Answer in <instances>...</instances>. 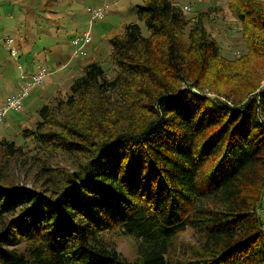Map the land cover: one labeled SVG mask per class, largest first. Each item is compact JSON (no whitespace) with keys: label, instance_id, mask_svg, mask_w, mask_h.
I'll list each match as a JSON object with an SVG mask.
<instances>
[{"label":"trees","instance_id":"trees-1","mask_svg":"<svg viewBox=\"0 0 264 264\" xmlns=\"http://www.w3.org/2000/svg\"><path fill=\"white\" fill-rule=\"evenodd\" d=\"M228 7L242 57L222 55L207 12L143 0L149 35L135 23L110 35L114 76L91 58L37 111L22 133L38 150L37 187L0 185V264H264V0ZM0 151L27 153L5 139ZM188 229L197 243L173 258ZM113 232L140 241L136 259Z\"/></svg>","mask_w":264,"mask_h":264},{"label":"rangeland","instance_id":"rangeland-1","mask_svg":"<svg viewBox=\"0 0 264 264\" xmlns=\"http://www.w3.org/2000/svg\"><path fill=\"white\" fill-rule=\"evenodd\" d=\"M171 1L189 17L198 12L208 13L205 27L220 44L225 58L238 59L246 53L241 24L230 12L228 0ZM141 4L143 0H0V40L13 39L18 54L14 58L10 48L0 42V102L15 94L20 85L26 82L22 76L29 78L30 74L37 72V67H45L49 71L43 88H34L24 101L23 110L9 113L5 124L0 126V140L15 142L18 147L23 145L27 151L18 160L0 151L1 186L26 189L37 187L41 164L32 158L38 154V150L34 149L31 140L23 142L25 139L22 133L34 128L39 120L37 111L42 106L69 92L73 80L82 74L91 58L97 59L108 70L110 78L114 76L110 59V35L122 32L125 25L132 23L138 24L145 36L149 35L145 24L136 15V6ZM104 7H107L105 18L91 22L89 9ZM212 9L216 10L211 12ZM87 32H90L93 40L91 46L84 50L87 56H74L73 40ZM47 59H52V62H47ZM67 62L70 65L61 68ZM263 86L264 82L261 83ZM51 165L59 171L72 170L69 161L62 157L54 158ZM106 239L124 258L134 260L138 257L140 241L137 239L118 232L108 234ZM196 240L195 233L188 229L174 241L170 255L178 257L185 249L195 245ZM23 249L24 246H20V250Z\"/></svg>","mask_w":264,"mask_h":264},{"label":"built area","instance_id":"built-area-1","mask_svg":"<svg viewBox=\"0 0 264 264\" xmlns=\"http://www.w3.org/2000/svg\"><path fill=\"white\" fill-rule=\"evenodd\" d=\"M91 16V22L96 20H102L107 14V7L104 8H93L89 9ZM92 37L90 32L84 33L82 37H78L73 40L74 47L76 48L75 54H85L84 50L91 43ZM0 42L5 43L8 48H10L11 55L16 58L17 50L15 49L14 41L11 38H6L0 40ZM21 69L20 66H18ZM49 75L48 70L45 67H38L37 72L30 74L29 78L27 76H22L23 80H26L18 91L8 97L6 101L0 106V126L4 125L9 113L20 112L24 107V101L30 95V92L34 88H42L45 85L46 78Z\"/></svg>","mask_w":264,"mask_h":264},{"label":"crops","instance_id":"crops-1","mask_svg":"<svg viewBox=\"0 0 264 264\" xmlns=\"http://www.w3.org/2000/svg\"><path fill=\"white\" fill-rule=\"evenodd\" d=\"M58 56H61L60 54L58 55ZM59 60V58L57 59V61ZM47 62H52V59H47ZM70 65V62H67L65 65H63L61 68H65V67H67V66H69ZM9 97V96H8ZM5 100V99H4ZM3 99H2V101L0 102V103H2L3 101H4Z\"/></svg>","mask_w":264,"mask_h":264}]
</instances>
